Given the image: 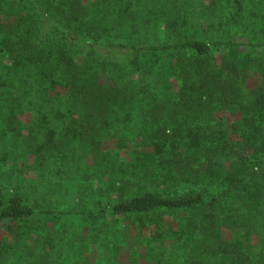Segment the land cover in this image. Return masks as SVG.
I'll return each mask as SVG.
<instances>
[{
	"label": "trees",
	"instance_id": "1",
	"mask_svg": "<svg viewBox=\"0 0 264 264\" xmlns=\"http://www.w3.org/2000/svg\"><path fill=\"white\" fill-rule=\"evenodd\" d=\"M144 2L0 0V264H264V0Z\"/></svg>",
	"mask_w": 264,
	"mask_h": 264
},
{
	"label": "rangeland",
	"instance_id": "2",
	"mask_svg": "<svg viewBox=\"0 0 264 264\" xmlns=\"http://www.w3.org/2000/svg\"><path fill=\"white\" fill-rule=\"evenodd\" d=\"M145 2L140 6L142 9H147V8H151V7H156V0H144ZM162 1V0H161ZM165 3L168 0H164ZM214 2V0H191V4H194L197 7H203L206 4L209 5L210 3ZM166 28L161 26V29L159 30V38H163L164 36V31ZM116 57L120 60H123L126 57V54H124V52H120L116 55ZM175 81H177L176 79H174V84ZM216 116L217 117H224L228 122L232 123L235 122L236 120H238L240 118V113L238 112L237 109H235V107L230 108L229 110H221V111H216ZM26 120V119H25ZM109 146V144H107ZM122 149L125 150L126 149V145L122 146ZM128 157V156H127ZM129 158V157H128ZM80 168H79V176L76 179H71V185L68 187L67 189L64 190H60V191H53L50 190L49 186H45L43 185V195H48L49 192L55 193L58 196V205L60 208H62L63 210H71L70 208L74 207V206H78V204H80L81 199H83L84 197V193L83 190H80L79 187L81 188H87L89 186L90 183L88 180L85 179L86 175L89 174V165L87 163H91V159L90 157L87 159V163L81 159L80 161ZM85 175V176H84ZM23 183H16L14 182V184H12L10 186V188L14 189V190H20L22 187ZM25 186H28V183L25 184ZM10 188H7V190H11ZM79 191V192H78ZM88 195V194H87ZM49 196V195H48ZM177 220H179L182 217V213H175L173 214ZM173 215H169L167 214L166 217L169 220H172V216ZM166 218L167 221H169ZM170 222V221H169ZM5 229L3 228V226L0 227V234L3 235L5 233ZM232 234V230L231 227H223V237L224 239H229L231 237ZM254 241V240H253ZM139 244L138 243H134V242H130L128 243L126 246L123 247L122 249V254L119 257L121 259V262L123 264H125L127 262V258L131 253L134 252H138V257H141L140 253H139ZM247 249H245V255H247ZM139 261L143 262L144 259L141 257L139 259Z\"/></svg>",
	"mask_w": 264,
	"mask_h": 264
}]
</instances>
